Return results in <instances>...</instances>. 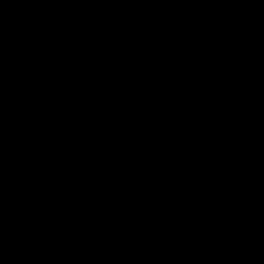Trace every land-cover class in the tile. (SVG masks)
Masks as SVG:
<instances>
[{
  "label": "water",
  "instance_id": "obj_1",
  "mask_svg": "<svg viewBox=\"0 0 264 264\" xmlns=\"http://www.w3.org/2000/svg\"><path fill=\"white\" fill-rule=\"evenodd\" d=\"M0 264H264V0H0Z\"/></svg>",
  "mask_w": 264,
  "mask_h": 264
}]
</instances>
